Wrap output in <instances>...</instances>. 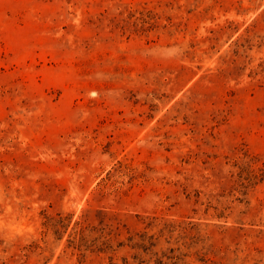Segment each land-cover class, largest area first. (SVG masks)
I'll list each match as a JSON object with an SVG mask.
<instances>
[{"label":"rangeland","instance_id":"rangeland-1","mask_svg":"<svg viewBox=\"0 0 264 264\" xmlns=\"http://www.w3.org/2000/svg\"><path fill=\"white\" fill-rule=\"evenodd\" d=\"M0 264H264V0H0Z\"/></svg>","mask_w":264,"mask_h":264}]
</instances>
